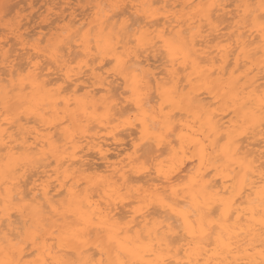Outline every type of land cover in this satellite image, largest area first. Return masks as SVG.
<instances>
[{
	"label": "clouds",
	"instance_id": "clouds-1",
	"mask_svg": "<svg viewBox=\"0 0 264 264\" xmlns=\"http://www.w3.org/2000/svg\"><path fill=\"white\" fill-rule=\"evenodd\" d=\"M0 264H264V0H0Z\"/></svg>",
	"mask_w": 264,
	"mask_h": 264
}]
</instances>
